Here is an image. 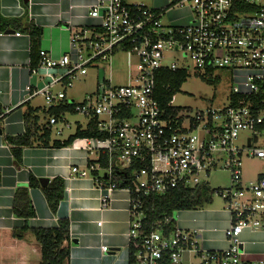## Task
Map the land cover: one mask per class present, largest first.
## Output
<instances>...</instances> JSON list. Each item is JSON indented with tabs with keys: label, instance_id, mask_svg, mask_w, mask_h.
Here are the masks:
<instances>
[{
	"label": "built area",
	"instance_id": "2783aa9c",
	"mask_svg": "<svg viewBox=\"0 0 264 264\" xmlns=\"http://www.w3.org/2000/svg\"><path fill=\"white\" fill-rule=\"evenodd\" d=\"M176 8L188 9L187 21L166 23ZM88 17L89 24L69 28L67 53L39 51L30 69L36 80L26 91L29 98L42 96L48 109L73 105L75 115L87 125L95 121L105 136L82 138L96 160L84 169L73 166L71 176L92 178L103 206L115 190L129 193L127 264H264V253L253 256L247 247L254 242L243 239L246 232L264 237V171L249 182L243 176L245 158L264 162V145H254L264 138V0H173L165 9L97 0ZM118 53L137 57L128 85H114L103 68ZM91 69L95 92L82 103L70 101L68 90ZM192 71L227 80V103L194 112L174 104L175 91L165 107L158 80L164 72L187 78ZM46 121L59 134L72 126L67 115ZM242 133L249 135L240 145ZM222 164L231 173V186L215 190L227 203L226 249L203 247L198 229L178 225V212L145 229L148 197L206 184L202 176Z\"/></svg>",
	"mask_w": 264,
	"mask_h": 264
},
{
	"label": "crops",
	"instance_id": "0c3cea01",
	"mask_svg": "<svg viewBox=\"0 0 264 264\" xmlns=\"http://www.w3.org/2000/svg\"><path fill=\"white\" fill-rule=\"evenodd\" d=\"M172 1L153 0L149 7L165 9ZM96 2L0 0V19L5 22L4 26L0 23V29L3 27L0 30V264H40L42 246L34 234L26 232L24 238L20 239L14 236V231L22 230L26 225L29 229L56 228L63 219L70 222V256L67 264L128 263L129 193L125 189H117L107 206H103V193L96 188L92 178L71 176L73 166L84 169L90 160H96V156H90L84 140L78 138L69 146L56 147L52 145L54 140L66 139L54 138L57 129L51 126L52 142L44 145L36 141L25 147L18 162L13 146L7 139L21 136L27 131V111H33L40 123L49 118L45 116L50 109L46 107L44 98H29L26 91L29 83L36 80L30 74L32 62L39 59L38 51L41 49L56 57L67 53L71 46L69 28L89 24L88 13ZM188 16V9L176 8L166 17L168 20L186 22ZM31 26L43 29L38 47L37 44L34 47L32 36L27 32ZM12 30L14 33H9ZM38 98H42L44 103L37 104ZM83 122L86 121L82 117L71 122L70 129L74 127L72 135ZM32 176L39 181L48 179L49 183L57 177L65 180L66 198L60 203L57 213L51 210L42 185L40 188L30 187ZM20 188L29 189L35 210V217L27 220L19 217L14 210L16 193ZM176 216L181 228L201 232L199 241L203 247L209 250L228 247L225 232L229 227V214L226 210H182ZM98 222H102V225L99 226ZM251 235L246 232L243 239L254 242L250 244L249 251L259 257L264 253V237L253 239ZM102 246H107L108 251L103 252Z\"/></svg>",
	"mask_w": 264,
	"mask_h": 264
},
{
	"label": "trees",
	"instance_id": "16d2710c",
	"mask_svg": "<svg viewBox=\"0 0 264 264\" xmlns=\"http://www.w3.org/2000/svg\"><path fill=\"white\" fill-rule=\"evenodd\" d=\"M0 23L2 22L0 19ZM3 30V27L0 29ZM27 32L32 36L34 47L39 45L43 29L31 26ZM39 50V49H38ZM39 53V51H38ZM38 60L32 62V67L37 66ZM184 72H164L163 78L158 80V95L167 107V102L171 99L175 91H179L186 81ZM170 84L172 91H167L165 86ZM49 116L61 117L62 115H75L74 106L71 104H63L60 108L48 110ZM39 118L34 116L33 111L29 110L25 113V122L27 131L18 137H8V142L13 146V153L18 162L21 161L23 149L33 145L36 141L44 145L52 142V130L45 122L40 123ZM83 122L77 127L76 133L64 141L54 140L52 145L56 147H64L71 145L78 138L85 137H105L98 131L95 121ZM87 125V126H86ZM106 165V162H104ZM30 187L40 188V181L32 176ZM46 196L48 204L54 213H57L60 203L66 198V182L63 178L57 177L48 184L47 187H41ZM215 190H212L206 184H200L195 188L178 187L168 191L165 195L151 196L145 200V229H150L155 222L163 221L167 217L173 216L176 212L182 210H194L205 207L212 203ZM15 213L24 219L35 217V210L32 205L28 188L18 189L14 202ZM174 224V222H173ZM169 229H173L170 226ZM32 232L42 246V262L40 264H67L70 256V222L63 219L56 228H34L29 229L26 225L22 230H15L14 236L23 239L26 232Z\"/></svg>",
	"mask_w": 264,
	"mask_h": 264
},
{
	"label": "rangeland",
	"instance_id": "374dc122",
	"mask_svg": "<svg viewBox=\"0 0 264 264\" xmlns=\"http://www.w3.org/2000/svg\"><path fill=\"white\" fill-rule=\"evenodd\" d=\"M128 2L130 4H143L150 6L152 5L153 0H128ZM164 21L167 23L168 18L166 17ZM136 63L137 57L135 55L118 53L115 55L112 67H109L108 64H104L103 68L106 71V76L112 79L114 85H128L132 82L133 76L136 73ZM96 85L97 72L94 69H91L87 76L81 78L74 84L73 88L68 90V99L70 101H74L75 103H82L88 95L95 92ZM229 93L230 86L227 80L220 79V81H215L205 78L201 76V74H196L192 71L188 74L185 83L176 94L174 104L179 107L188 108L194 112L210 106L219 108L227 103ZM36 103L43 104L44 100L42 98H38ZM45 116L49 117L47 114H45ZM68 119L71 122H75L76 120H79L80 117L77 115H71ZM59 127H63V125H59ZM54 132V138L64 140L73 134L74 127L70 130L65 129L63 134H57L56 131ZM248 135L249 133H242L241 139H239L238 143L243 145ZM254 145H264V138H261L259 141L256 140ZM263 171L264 162L262 160L249 158H245L243 160V176L247 182L255 180ZM202 182L208 184L212 190L228 189L231 186V173L222 164L211 170L207 177L202 176ZM200 209L223 211L227 209V203L219 194L215 192L212 203L207 204L205 207ZM257 237H263V235H251V238L253 239H256ZM249 247L250 245L247 247L248 251Z\"/></svg>",
	"mask_w": 264,
	"mask_h": 264
},
{
	"label": "water",
	"instance_id": "95a60500",
	"mask_svg": "<svg viewBox=\"0 0 264 264\" xmlns=\"http://www.w3.org/2000/svg\"><path fill=\"white\" fill-rule=\"evenodd\" d=\"M25 1H28V0H25ZM9 33H14V31L13 30L9 31ZM40 182H41L42 187H47L49 184V180L45 178L40 179Z\"/></svg>",
	"mask_w": 264,
	"mask_h": 264
}]
</instances>
